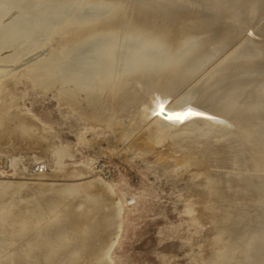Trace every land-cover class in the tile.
I'll use <instances>...</instances> for the list:
<instances>
[{
  "label": "bare ground",
  "instance_id": "6f19581e",
  "mask_svg": "<svg viewBox=\"0 0 264 264\" xmlns=\"http://www.w3.org/2000/svg\"><path fill=\"white\" fill-rule=\"evenodd\" d=\"M25 1L0 0V49L37 47L56 36L57 53L32 59L22 70L30 80L55 86L64 120L71 116L82 128L77 143L70 146L61 136L51 145L54 169L33 173L63 183L0 180V197L7 198L0 207V264H117L115 248L148 196L128 198L125 177L110 182L91 175L90 166L66 163L88 132L121 161L162 168L168 180L188 176L185 213L193 224L203 219L208 231L209 225L215 229L202 264H264V0ZM13 8L23 15L5 24L2 17ZM124 40L136 44L126 51ZM22 48L1 56V63L19 61ZM3 71L2 94L9 88L3 75L22 79L14 76L21 70ZM5 96L0 143L43 140L34 121L18 120L8 109L12 97L6 102ZM188 110L200 115L185 116ZM25 186L37 197L26 205L12 201ZM241 239L244 245L236 246Z\"/></svg>",
  "mask_w": 264,
  "mask_h": 264
},
{
  "label": "rangeland",
  "instance_id": "374dc122",
  "mask_svg": "<svg viewBox=\"0 0 264 264\" xmlns=\"http://www.w3.org/2000/svg\"><path fill=\"white\" fill-rule=\"evenodd\" d=\"M88 6H93V3L87 5V7ZM13 9H11L12 11L10 10L7 13V15H5V18H3L4 17L3 15L2 19L4 20L3 21L4 23L5 22L8 23L9 21H11L10 19H13L15 15L17 17V16H20V14H22V12L18 8L17 9L13 8ZM82 10L83 9L76 10L75 14H79L80 12H82ZM44 37L45 35L43 34L38 38V40L40 39L42 40ZM51 41L46 44H42L39 46L37 45V47H35L36 45L29 46V44H22L18 46L13 43L14 46H12L11 44V47L7 48L5 46L6 49L4 50H1L2 48L0 49V52L2 51L0 54V57L2 56L1 58H3L4 55L6 56V54L8 55L14 52L13 50L15 49H16L15 50L16 52L17 50H19V48L21 50V48L24 45V47L22 48L23 50L22 53L21 51H18L20 53L18 57H21L19 61H14L15 59L13 60L15 63L12 61H11L12 63L10 61L8 62L5 61V63H3L2 61L1 63L0 61V68L5 69V71H3L4 73L11 68L13 69V71L21 70L23 73L22 74L20 71V73H16V75H14V76H19V78H22L20 81L16 80L17 83L14 81L15 78L12 77L13 76L12 74L8 75V77L7 75H3L5 76L4 77L6 81L5 84H7L6 86L9 88H7L6 91H3V94L1 91L0 97L2 95L4 96L6 95L5 96L6 97L5 100H6L9 94V97L6 100V102H8V100H10V98L12 97L10 100L11 102L8 103L9 104L8 109H10V111L12 109L13 113L15 112L17 113V115L19 116L18 120L21 119L22 117V119L26 120L30 124L35 123L34 126L35 127L38 126L39 130L41 129L40 132L38 130L39 135L40 133H44L42 135H45V134L47 135V132H48V135L47 136L45 135L46 137L44 136L43 140L42 139L35 140L34 141L35 143H29L26 138H22L18 142L16 141L12 142L13 140L12 141L4 140L3 142H1L0 143V171L2 173H0V180L8 181L9 179V180H14V181L22 180V181H27V182L29 181L33 182L36 179L37 181L40 180L46 183H48L49 181L63 183L62 180H53L54 178H52V176H44V177L34 176L33 173H35L36 170H39L41 173L44 171L43 173H45L47 172V170H52L50 168L54 169L55 168L54 165L57 160V155L55 157V153H56L55 148H51V149L49 148L53 147L55 144L57 145L59 143V140L56 138L57 137L60 138L61 136L73 142V143L70 142L71 143L70 146L75 143L74 141H76L77 143L78 142L77 133H80L79 131L82 128V126H80L81 125L80 123L79 124L76 123L77 121H75V119L72 118L71 116H69L70 118L66 119L67 121L64 120L63 114L65 115V109L61 105L63 109L61 110V112H59L61 107L59 106L60 107L59 108L57 104L58 105L60 104V99L59 97L57 98V96L59 95L56 92L57 90L54 89L55 88L54 85H53L54 88H52V85H48L46 87L43 85L42 81H36V79L34 80L33 78H31L30 80V77L28 78V75L24 73L22 70L27 64H30V61L32 59L37 60V59L43 58L45 55H53V52L57 53L58 43L56 41V36L53 37ZM131 43L132 45L136 44L135 40H127V41L124 40L123 41V44L125 45L124 50L127 51L128 49L126 48V46L127 44L131 45ZM16 47H18V49ZM33 47H35V49ZM40 47H42L43 49H41ZM44 52H47V53L43 54ZM20 74H22L23 77L22 75L20 77ZM25 74H26V79L28 78L30 81H35L37 83L39 82L40 84H37L35 82H29L28 79L26 80L24 78ZM25 80L26 82H24ZM21 81L23 82V84ZM18 82L21 84H18ZM12 83L14 84V86L18 85V88L20 90L17 88V86H16V89H18L19 91L14 89L13 85L11 87ZM37 85L38 86L42 85V87L43 86L46 87L47 90L45 88L44 89L39 88L37 87ZM49 87L52 90L49 89ZM11 88L13 89L12 92H10ZM44 90H46L47 92ZM48 90H51L52 92ZM7 91L9 93H7ZM4 92H6V94ZM18 92L22 93L23 99H21L22 98L20 96L21 94ZM10 93L11 94L14 93L13 94L14 96L11 95ZM53 93H56L55 94L57 95L55 96L56 99L53 97L54 95ZM16 95L18 97H16ZM19 96L21 100L20 99L16 100V98H19ZM13 97H15V100ZM10 103L12 104V106ZM19 103L20 105H23L24 107L25 105L27 106V108L30 111V114L32 113L31 116L29 115L28 111L26 112L27 114L25 113L27 108L26 109L22 108L23 106H20ZM15 104H16V107H15ZM19 110H21L22 112ZM60 113L61 114L63 113L62 117ZM33 114L35 115L37 114L38 120L40 121L36 120L37 117ZM26 115H27V118H26ZM33 116L35 117L33 118ZM31 117L33 120L31 119ZM68 121H69V124H68ZM41 122L43 123L47 122V124H49L48 127H51L50 130L52 129L51 132L54 130L53 131L54 134L53 132L51 133L47 129L46 130L44 129L45 131H43ZM70 122L71 123L73 122L72 123L73 128L71 129H69L72 126ZM74 122L76 123V125ZM68 125H70V127ZM55 131L58 132L57 135H56L57 132ZM49 134H52V135H49ZM89 135L91 136V134H89L88 132L86 134L87 140L84 141L83 143L77 144V146L75 147L74 151L76 152L79 151V154L77 153V156L75 158H72V157L67 158L66 163H78V164L83 163L85 166H90L93 170L91 175L96 174L100 176L101 178H103L104 180L110 181V182L111 181L117 182V177L120 179L122 177H125L131 186V188L129 189L131 191L126 195L128 198H130L134 192H139L142 194L147 193V196H148L147 199L139 202L138 208H135L134 213L131 215V219L128 221V229L126 232H123L120 242L115 248L113 257L115 258L116 263L117 264H202L201 263L203 261L202 259L205 258V256H208V252L205 251V248L210 243H212L214 240L213 231H215V229L211 230V228L212 229L214 228V225L212 226L209 225L210 227L209 230L213 234V237H212L211 236L212 234H210L211 232L208 231V227H204V224L206 222H204L203 219H198V222L200 221L199 223L202 224L203 226L202 228H204V229L201 228L202 232H200V228H199L200 224L196 223L197 220L194 219L195 223L193 224L192 223L193 219H191V217L188 216L189 214L185 213L186 211L185 209H188L186 208L187 204L189 206V200H187L188 199L187 195L189 193L186 192L187 191L186 187H189V185L191 184V180L187 178L188 176L185 174L181 178L175 177L176 178L175 179L174 177H170V179L168 180L169 178V176L167 175L168 172L164 174V172L166 171L164 170L162 171V168H155V167L148 168L147 166L143 164H139L138 162L136 163V162H131V161H121L118 158L111 155L110 150L106 149V144L104 143V141H101L99 143V141H96L93 136L90 137ZM47 138L50 139V141ZM88 139L91 140L92 142L89 141ZM52 144L53 146H51ZM18 154L23 155L21 156L22 158L18 156ZM33 154L38 155V157L36 158L35 155ZM28 155L31 159L27 157ZM15 156H16V159L15 160L13 159L14 161L12 159L10 160V158H15ZM40 156H41L42 161L39 159ZM42 158L44 159L47 158L46 159L47 161L45 160L47 164ZM18 159H20L21 161L20 160L18 161ZM15 161L16 162L18 161L17 164L15 163ZM26 162L27 164H25ZM13 163L15 166L14 165L12 166ZM48 167L49 169H47ZM29 169H31V171ZM181 179L183 181H181ZM186 181L188 183H186ZM183 182L188 185L186 186V184H184ZM31 189L32 188L29 186L23 187L19 192L17 191L18 193H15L12 196V201L20 202V205H26L30 203L31 199L33 200V198L37 197V196L35 197V193H33ZM5 198L6 197H3V198L0 197V207L4 204ZM186 201H188V203ZM185 202H186V205H185ZM190 223H192L193 225H190ZM195 224L196 225L199 224V226L197 227L195 226ZM196 231L198 232L196 233ZM195 235L197 238L196 237L194 238ZM200 245H203L202 248ZM242 245L244 244L241 239L236 246H242ZM4 250L5 248L1 247L0 245V255L2 254V252H4Z\"/></svg>",
  "mask_w": 264,
  "mask_h": 264
},
{
  "label": "snow or ice",
  "instance_id": "6c2138e0",
  "mask_svg": "<svg viewBox=\"0 0 264 264\" xmlns=\"http://www.w3.org/2000/svg\"><path fill=\"white\" fill-rule=\"evenodd\" d=\"M187 115H200L199 113H193L191 110H188V112L185 114V116H187ZM176 119H181V117L180 116H177V117H175Z\"/></svg>",
  "mask_w": 264,
  "mask_h": 264
},
{
  "label": "water",
  "instance_id": "95a60500",
  "mask_svg": "<svg viewBox=\"0 0 264 264\" xmlns=\"http://www.w3.org/2000/svg\"><path fill=\"white\" fill-rule=\"evenodd\" d=\"M163 114H166V111L165 110H163V112H162Z\"/></svg>",
  "mask_w": 264,
  "mask_h": 264
}]
</instances>
